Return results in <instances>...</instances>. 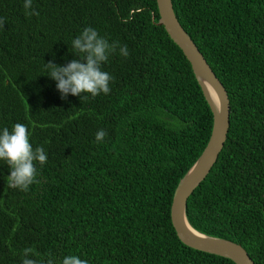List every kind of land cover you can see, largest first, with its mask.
<instances>
[{
	"label": "trees",
	"instance_id": "obj_1",
	"mask_svg": "<svg viewBox=\"0 0 264 264\" xmlns=\"http://www.w3.org/2000/svg\"><path fill=\"white\" fill-rule=\"evenodd\" d=\"M175 16L224 86L229 127L216 162L186 201L197 231L240 244L264 264V0H171ZM0 0V132L27 126L47 161L38 183L7 187L0 161V264H235L183 244L170 221L174 189L209 139L212 113L156 0ZM94 28L129 55L101 70L110 92L61 98L45 64L80 57ZM107 135L96 142L95 135Z\"/></svg>",
	"mask_w": 264,
	"mask_h": 264
},
{
	"label": "clouds",
	"instance_id": "obj_2",
	"mask_svg": "<svg viewBox=\"0 0 264 264\" xmlns=\"http://www.w3.org/2000/svg\"><path fill=\"white\" fill-rule=\"evenodd\" d=\"M26 15H39V12L32 9V0H25L23 4ZM5 21L0 18V27ZM123 57L129 55L127 46H120L119 42L110 43L92 28H85L82 33L72 40V52L80 59H74L66 66H59L48 62L45 68L48 76L54 79L57 90L61 93V98H66L68 94L78 96L81 100L86 99V94L96 97L101 93L107 95L110 92V81L113 77L101 70V66L110 55L116 53ZM107 135L104 130H99L95 135L96 142H102ZM30 133L27 126L22 123H15L12 130L4 128L0 132V161L6 163L11 168V174L7 176V187L16 188L21 191H28L29 186L38 183L36 179L37 169L35 164L46 163L47 154L43 147L33 149L30 143ZM25 258L22 264H38L37 260L27 258L29 254L34 255L32 248L23 250ZM47 264H53L49 259ZM61 264H88L87 260L76 255L65 256Z\"/></svg>",
	"mask_w": 264,
	"mask_h": 264
},
{
	"label": "water",
	"instance_id": "obj_3",
	"mask_svg": "<svg viewBox=\"0 0 264 264\" xmlns=\"http://www.w3.org/2000/svg\"><path fill=\"white\" fill-rule=\"evenodd\" d=\"M158 24L162 25L189 61L193 74L212 113V128L203 151L177 183L170 206V221L178 239L186 246L222 256L235 264H254L246 250L228 239L205 235L195 230L185 214L186 201L205 178L222 150L229 127V99L195 43L179 24L171 0H156Z\"/></svg>",
	"mask_w": 264,
	"mask_h": 264
}]
</instances>
